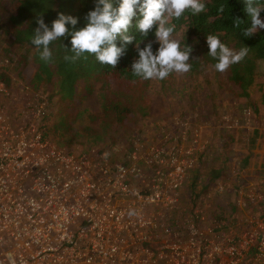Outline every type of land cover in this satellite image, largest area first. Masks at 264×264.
Here are the masks:
<instances>
[{
    "label": "built area",
    "instance_id": "2783aa9c",
    "mask_svg": "<svg viewBox=\"0 0 264 264\" xmlns=\"http://www.w3.org/2000/svg\"><path fill=\"white\" fill-rule=\"evenodd\" d=\"M11 91L0 82V264H264V209L234 225L185 207L194 153L67 152L42 131L43 103L12 118Z\"/></svg>",
    "mask_w": 264,
    "mask_h": 264
},
{
    "label": "trees",
    "instance_id": "16d2710c",
    "mask_svg": "<svg viewBox=\"0 0 264 264\" xmlns=\"http://www.w3.org/2000/svg\"><path fill=\"white\" fill-rule=\"evenodd\" d=\"M112 2L114 7H118L121 0H112ZM203 2L205 3L203 12L193 14L191 9H186L181 17H173L169 20V24L175 25V30L171 35L177 33L182 27L187 29L186 36L179 43L181 50L189 53L188 63L191 68L187 73L201 76L209 65L214 70L213 80H211L214 87L211 86L206 97L209 104L199 107L207 106L208 109L205 110L211 112V118H218L223 108L221 96L228 97L229 95L232 96L234 102H237L240 115H245L246 112L255 115L258 111L254 104L250 103V91L257 77L260 76V65L264 63V30L245 35V29L250 27L251 19L244 12V0H203ZM97 6L98 0H16V5L9 18L0 23V37H8L9 43L20 45L25 51V54L21 55L22 58H7L14 64L16 63L19 69L18 74L23 75L22 68L27 65L26 59L31 53L30 58L36 66L31 82L24 83L25 80L22 82L23 78L19 77L23 87L15 85L16 82L11 80L4 67V70L0 69V82L12 91L22 88L30 92L32 96L41 97L45 102L46 112L48 111V114L40 121L44 126L42 131L58 148L67 152H72L71 145L80 138V130L74 131L72 121L63 120L57 114L59 96L70 102L74 100L81 82L88 83L90 80L101 82L100 80L112 76L120 78L134 89V86L139 84L148 86L154 79L161 84H166L167 77L176 72H170L164 79L157 77L145 79L143 72L138 75L135 73L134 65L141 61V51L150 46L155 55L162 46V43L157 41L155 25L147 32L140 30L141 16L139 13L132 18L127 29L122 30L115 38L114 43L121 49L115 65L101 62L96 53L75 48L72 45L73 34L87 25L89 13ZM221 8L223 11H220ZM61 13L76 19L77 23L74 26L71 23L66 25L68 31L48 45L52 54L51 59L42 60L43 46L38 48L32 43L39 27L37 21L43 19L51 27L52 22ZM261 17H264V11L261 12ZM237 20H240L239 26ZM40 31L42 32L43 29ZM209 35L218 36L221 42L237 52L242 47H247L249 48L248 54L239 63L232 64L227 70L219 72L215 68L216 58L208 54L207 37ZM203 82L206 87L209 86L210 81L204 79ZM113 94L117 93L113 92ZM119 94L126 93L119 92ZM54 98H58L57 102ZM127 99H135V103L138 101V98L132 96ZM109 101L103 106L104 113L114 114L117 122H121L128 117L127 115L137 111L141 122L150 116L147 115L146 106L138 105L133 108L132 102L111 99ZM53 106L54 112L51 110ZM196 106H191L189 111L193 112ZM179 108L184 109L183 106ZM55 116L60 120L59 122H55ZM132 119L135 121L134 118ZM233 123L232 120L230 125H224L216 119V123L210 125L207 150L200 156L197 167L188 174L184 190L187 209H192L197 204L203 205V202L209 198V190L217 181L229 182L231 179L228 191L226 189L222 196L217 195L211 201L210 199L207 201L211 203L210 210L213 211L209 214L210 216L236 224L237 217L241 214L237 191L242 185H247L249 178L264 179V163L257 161L261 160L262 155L264 156L260 152L264 147V136L253 123L249 126L242 122L238 125L240 131L233 127ZM189 128L192 130L191 126ZM86 131V134H89L92 130L86 128ZM52 132L54 135L61 133L59 140H53L49 136ZM192 137V133L189 132L187 142H190ZM262 160L264 161V157ZM251 164H254L253 169L250 168ZM232 173L237 174L233 179ZM262 185L261 189L264 188V184ZM247 206L246 210L249 209L250 203ZM257 207L260 210L264 209V200L259 202Z\"/></svg>",
    "mask_w": 264,
    "mask_h": 264
},
{
    "label": "rangeland",
    "instance_id": "374dc122",
    "mask_svg": "<svg viewBox=\"0 0 264 264\" xmlns=\"http://www.w3.org/2000/svg\"><path fill=\"white\" fill-rule=\"evenodd\" d=\"M15 5L16 0H0V23L9 18ZM261 18L264 19V17ZM186 33L187 29L182 27L177 33L170 35L169 39L180 43L186 36ZM157 41L161 42L159 38ZM9 42L8 37H0V69L4 70V67L8 71L6 72L11 77V80L16 82L15 85L23 87V80H25L24 83L31 82L35 72L36 66L32 62V58H30L32 53L26 59L27 65L22 68L23 75H20L18 74L19 69L16 63L14 64V62L9 61L7 58H22L21 55H24L25 51L20 45H13ZM7 53L9 54L6 55ZM204 72L201 76L191 75L187 72H175L167 77L166 84H161L158 80L154 79L148 86L139 84L134 86L135 89L132 86L129 87L120 78L112 76L100 80L101 82H94L92 80L88 83L81 82L74 100L70 102L60 96V100L54 98L56 102L57 99L59 101L57 106L59 113L57 112V114L63 120L72 121L74 131L80 130V138L75 144L71 145V151L84 153L91 149H100L110 152L109 154L118 162L130 163V165L137 164V160L139 165H141L146 156L150 154L151 149H163L169 152L189 151L194 153L190 159L194 161L195 169L200 156L207 150L206 147L210 140L209 128L210 125L216 123V119L223 122L224 125H230L233 120V127L235 129H239L238 125L242 122H245V125L249 126L253 123L264 136V63L260 65V76L257 77L255 85L250 91V103L254 104L258 111L255 115L249 112H246L245 115H240L238 104L233 101L232 96L228 95L227 97L223 95L221 96L222 111L219 113L218 118H211V112L205 110L208 109L207 106L205 108L199 107L209 104L206 100L209 94L208 90L211 86L214 87L211 81L214 75L213 68L209 65ZM19 77L20 79L21 77L23 78L21 79L22 82ZM204 79L210 81L208 87L203 82ZM39 87L43 88V86ZM113 92L117 94H113ZM119 92H125L126 94L122 95ZM11 93L12 100L8 101L5 107L9 109L11 106V110L13 111L11 112V116L16 121L21 122L32 118L29 110L38 101L45 105L41 97L38 98V95L32 96L30 92L22 88L11 91ZM129 96L138 98V101L135 103V99H127ZM109 99L132 102L133 105L131 106L133 108L138 105L146 106L148 108L147 115L150 116L144 122H141L139 121L140 116L137 111L134 114L127 115L128 117H125L121 122H117L114 119V114L110 112L104 113L103 106L110 102ZM181 106L184 107L183 110L179 108ZM191 106H196L193 112L189 111ZM51 110L54 112V106L51 107ZM46 113L48 114V111ZM55 118V122L60 121L56 116ZM189 126H191L192 130H190ZM86 128H90L92 131L86 134ZM189 132L192 133L193 137L190 142H187ZM51 134L49 136L53 140H59V134L61 133L58 132L54 135L52 132ZM260 152L261 155L264 154V147ZM133 154L136 155V159H133ZM262 157L264 156H261V160H257L258 163H264ZM250 168L253 169L254 164H251ZM234 176H237V174L232 173V179ZM231 181V179L229 182L226 180L217 181L214 184L215 187L209 190L208 199L211 201L217 195L222 196L230 186ZM262 184H264V179L259 180L252 177L249 178L246 186H241L242 188L238 193L241 214L237 217L238 222L236 225L244 223L245 215H253L260 210L257 204L260 200L264 199V188L261 189ZM249 192L253 196L252 202L246 199V197L249 198L247 196ZM207 200L203 202L202 208L205 213L210 214L213 211L210 210L211 203ZM248 203H250V207L246 210Z\"/></svg>",
    "mask_w": 264,
    "mask_h": 264
},
{
    "label": "clouds",
    "instance_id": "9594fccd",
    "mask_svg": "<svg viewBox=\"0 0 264 264\" xmlns=\"http://www.w3.org/2000/svg\"><path fill=\"white\" fill-rule=\"evenodd\" d=\"M259 5V6H258ZM186 9H191L193 14L205 10L203 0H121L118 7H114L112 0H98V6L89 13L87 25L76 31L72 36V45L80 51H89L97 54V58L104 63L115 65L120 48L114 43L116 36L126 30L132 18L139 13L141 19L139 28L147 32L154 25L156 35L162 42L158 54H153L150 46L141 51V61L134 65L135 73L143 72L145 79L157 77L164 79L170 72H187L191 65L188 63L189 53L180 48L179 42L170 40L169 37L175 30V25L169 24L173 17L179 18ZM223 11V8L220 9ZM264 0H244V12L250 17V27L245 29V35L264 30ZM39 27L32 43L38 48L43 46L41 59H51L48 45L68 28L66 25H75L77 20L63 13L52 22L49 27L43 19L37 21ZM240 20H237L239 26ZM40 29H43L41 32ZM209 55L216 58L215 68L219 72L227 70L232 64L239 63L248 54L249 48L242 47L238 52L215 35L207 37Z\"/></svg>",
    "mask_w": 264,
    "mask_h": 264
}]
</instances>
